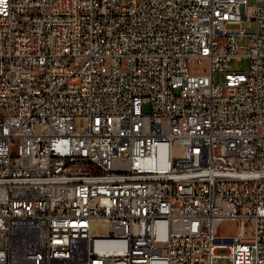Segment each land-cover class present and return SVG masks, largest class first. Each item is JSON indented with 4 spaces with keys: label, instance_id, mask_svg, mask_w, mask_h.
I'll list each match as a JSON object with an SVG mask.
<instances>
[{
    "label": "built area",
    "instance_id": "built-area-1",
    "mask_svg": "<svg viewBox=\"0 0 264 264\" xmlns=\"http://www.w3.org/2000/svg\"><path fill=\"white\" fill-rule=\"evenodd\" d=\"M218 256L264 264V0H0V264Z\"/></svg>",
    "mask_w": 264,
    "mask_h": 264
},
{
    "label": "rangeland",
    "instance_id": "rangeland-1",
    "mask_svg": "<svg viewBox=\"0 0 264 264\" xmlns=\"http://www.w3.org/2000/svg\"><path fill=\"white\" fill-rule=\"evenodd\" d=\"M252 3V1H250ZM244 9V6L241 7ZM247 32H254L256 29V23L254 20L247 21ZM230 27H235L236 25L230 24L228 25ZM247 35H244V37L241 39L240 43L244 44L247 42ZM229 65L232 69H239V70H248L250 67V59L248 56H241L240 58H232L229 62ZM224 78V73L221 71H217L214 74V80L216 82L222 81ZM236 232L235 224L230 221H225L220 225L219 233L221 235H232ZM213 264H232L231 260L227 256H218L214 259Z\"/></svg>",
    "mask_w": 264,
    "mask_h": 264
}]
</instances>
